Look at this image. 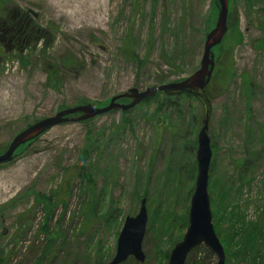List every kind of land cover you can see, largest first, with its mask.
I'll return each mask as SVG.
<instances>
[{"label":"rangeland","instance_id":"obj_1","mask_svg":"<svg viewBox=\"0 0 264 264\" xmlns=\"http://www.w3.org/2000/svg\"><path fill=\"white\" fill-rule=\"evenodd\" d=\"M233 1L220 77L207 89L214 145L208 184L213 177L218 184L236 183L238 161L250 160L249 183L237 201L247 220L262 215L264 221V51L257 45L264 42V1L253 0L250 9L248 0ZM217 8L211 0H0V154L18 133L61 110L106 106L129 89L144 91L192 75L204 49L206 17L209 31ZM214 49L215 59L221 53ZM130 51L136 61L127 59ZM230 57L234 76L222 87ZM242 76L252 83L249 108ZM9 91L12 96L3 100ZM160 100L54 126L0 165V264H107L124 219L137 214L142 199L148 215L145 259L129 257L122 264H156L150 213H158V227L173 217L172 240L185 233L181 225L196 177L194 141L203 117L195 98H181L170 109L159 108ZM83 177L95 190L88 224L81 213L89 201ZM228 187L223 192L238 185ZM53 195L47 212L43 199ZM208 195L214 216L219 198ZM162 240L160 248L172 250ZM185 264H216V258L201 245Z\"/></svg>","mask_w":264,"mask_h":264},{"label":"water","instance_id":"obj_2","mask_svg":"<svg viewBox=\"0 0 264 264\" xmlns=\"http://www.w3.org/2000/svg\"><path fill=\"white\" fill-rule=\"evenodd\" d=\"M215 1L218 2L215 27L204 35V49L196 72L180 81L153 86L144 91L129 89L126 93L112 97L103 107L86 104L61 110L53 117L38 121L18 133L5 152L0 154V165L10 162L21 146L32 143L54 126L68 122H83L116 110L127 112L157 93H162L169 98L190 95L203 107L201 126L196 138V177L189 202L188 225L182 239L170 251L167 264H185L188 254L201 245L216 258V264H226L225 252L213 230L210 196L208 195L209 170L212 163L208 125L211 119L212 104L206 89L215 71L216 60L213 49L221 44L228 31V1ZM125 99L129 100V103L122 104L121 101ZM77 115L79 116L72 117ZM147 221L146 200L142 199L137 214L124 219L116 241L115 254L107 264H122L129 257H133L139 263L144 261L145 256L141 245Z\"/></svg>","mask_w":264,"mask_h":264},{"label":"trees","instance_id":"obj_3","mask_svg":"<svg viewBox=\"0 0 264 264\" xmlns=\"http://www.w3.org/2000/svg\"><path fill=\"white\" fill-rule=\"evenodd\" d=\"M230 3L234 6L233 0H228ZM264 1V0H263ZM212 5H215L216 2L214 0H211ZM253 0H248L249 9L251 7ZM213 10V9H212ZM212 12V11H210ZM211 16L208 14L206 17V22L204 23V35L206 31H208L209 24L211 23ZM222 44V43H221ZM221 44L218 45L214 50L217 52L220 51L221 55H217L215 57L216 59V65L214 68V73L212 75V78L210 80V84L207 87V89L214 84V80L218 77H220V71H221V64H222V47ZM258 47L264 51V42L261 41L258 44ZM126 57L128 60L136 61V58L133 57V52L130 51L126 53ZM225 69H224V75L221 76L220 82L218 83L219 86L222 87L226 86L231 82L232 77L234 76V69H233V61L228 59L225 61ZM227 67V68H226ZM243 80V94L246 97V103L247 108H249V99H250V93L252 88V83L244 76L241 77ZM206 89V93H207ZM208 98H211L210 93H207ZM161 97V100L159 101V108L164 107L167 109H170L172 106L179 105V100L181 98L184 99H193L194 98L190 95H182L180 98L178 97H172V98H166L163 95L156 94L152 96L151 98H148L144 100L142 103L146 102H153L157 101V99ZM97 107H102L104 104L94 103ZM214 149V145H210ZM194 147H196V141H194ZM86 148L83 149V153L86 152ZM250 160H241L238 161L237 171H240L238 173L237 178V185L235 191L232 193L228 190L224 191V186H226V183L231 185V187H228V189H234V185L236 186V183H234L232 180H224V182L221 184L219 183V180L215 179L213 177L210 187L208 188V191L211 194L213 192L217 195L219 198V213L215 214L213 216L212 212V218L213 221V230H215V233L217 237L219 238V241L224 246V252H225V263L226 264H264V221L262 218V215H260V218L255 220H247V217L245 216L243 209L241 206H239V202L237 201L238 197L237 195L240 193L242 188H244L249 182L247 180V176L249 175V171L251 165L249 164ZM195 165V162L193 163ZM195 172V166L193 168V173ZM189 175L187 174V178ZM85 179V180H83ZM82 183H84V189L89 194V201L87 204L82 208V217L85 224L92 223L93 217H94V207H95V190L92 185V180L90 177H83L81 178ZM220 185V187H219ZM213 189V190H212ZM215 190V191H214ZM184 193V192H183ZM191 193V191H190ZM220 196H219V195ZM211 200V199H210ZM54 195L50 196L48 198L43 199V202L45 203V208L47 212L49 211L50 207L54 206ZM212 203V200L210 201V204ZM87 206V207H86ZM158 213L156 210H154L152 213H150V220H149V232L153 235V239L157 242V246L155 247L157 249L156 251V264H167L168 257L170 254L171 249L168 248L165 250L160 248L158 243H164L162 238L167 240V245L169 247H173L174 244L179 242L182 239L183 235H179L176 239L172 240L171 232H172V222L173 217H171L170 221H167L165 225H161L158 227V224L155 222V219L157 217ZM48 214L46 213V220ZM104 220L108 223V220L106 217H104ZM187 215L183 218L181 229L187 227ZM47 230L45 227H43V232H46ZM101 264V263H100Z\"/></svg>","mask_w":264,"mask_h":264},{"label":"bare ground","instance_id":"obj_4","mask_svg":"<svg viewBox=\"0 0 264 264\" xmlns=\"http://www.w3.org/2000/svg\"><path fill=\"white\" fill-rule=\"evenodd\" d=\"M69 30H75L74 28L73 29H69ZM6 85H7V89H8V87H11L12 88V83L11 82H6ZM9 90V89H8ZM12 95H11V93H10V91L9 92H7L6 94H3L2 95V97H3V100H7L8 101V99L11 97ZM6 102V101H5Z\"/></svg>","mask_w":264,"mask_h":264}]
</instances>
